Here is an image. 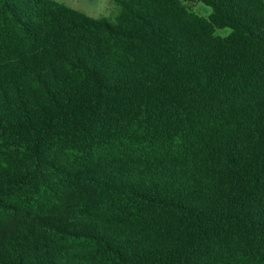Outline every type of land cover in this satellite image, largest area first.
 Here are the masks:
<instances>
[{
    "label": "trees",
    "instance_id": "trees-1",
    "mask_svg": "<svg viewBox=\"0 0 264 264\" xmlns=\"http://www.w3.org/2000/svg\"><path fill=\"white\" fill-rule=\"evenodd\" d=\"M115 1L0 0V264H264V0Z\"/></svg>",
    "mask_w": 264,
    "mask_h": 264
},
{
    "label": "rangeland",
    "instance_id": "rangeland-1",
    "mask_svg": "<svg viewBox=\"0 0 264 264\" xmlns=\"http://www.w3.org/2000/svg\"><path fill=\"white\" fill-rule=\"evenodd\" d=\"M76 10L84 12L89 16L100 18L107 17L111 21H117V15L120 13L121 6L115 0H57ZM193 10L201 15L208 16L212 12V8L203 4L197 3L193 5ZM222 34H227L228 31H221Z\"/></svg>",
    "mask_w": 264,
    "mask_h": 264
}]
</instances>
